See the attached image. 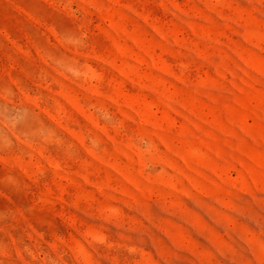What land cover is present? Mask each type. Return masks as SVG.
<instances>
[{"label": "rangeland", "instance_id": "1", "mask_svg": "<svg viewBox=\"0 0 264 264\" xmlns=\"http://www.w3.org/2000/svg\"><path fill=\"white\" fill-rule=\"evenodd\" d=\"M0 264H264V0H0Z\"/></svg>", "mask_w": 264, "mask_h": 264}]
</instances>
